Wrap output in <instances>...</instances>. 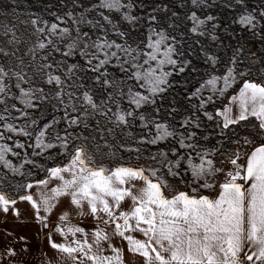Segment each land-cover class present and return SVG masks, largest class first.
I'll use <instances>...</instances> for the list:
<instances>
[{"label":"snow or ice","instance_id":"6c2138e0","mask_svg":"<svg viewBox=\"0 0 264 264\" xmlns=\"http://www.w3.org/2000/svg\"><path fill=\"white\" fill-rule=\"evenodd\" d=\"M60 5L0 25V223L40 264H264V0Z\"/></svg>","mask_w":264,"mask_h":264},{"label":"rangeland","instance_id":"374dc122","mask_svg":"<svg viewBox=\"0 0 264 264\" xmlns=\"http://www.w3.org/2000/svg\"><path fill=\"white\" fill-rule=\"evenodd\" d=\"M81 2L84 5H87L91 2V0H81ZM66 3L68 4L69 8L71 7V0H66ZM68 9L61 7L60 0H16L15 3L12 2V0H0V25L2 24H9V23H15L17 25V35L18 37L25 41L30 42V32L31 28L28 27L27 30L24 28V26L19 24L20 20H26L29 19V13H36L42 15L45 19H52L50 16L51 11H57L59 13H63ZM7 13V15H5ZM94 15V14H93ZM143 31V29H141ZM0 43H2V40H0ZM225 43H235L234 41L225 40ZM227 55V53H223ZM195 59V57H193ZM201 72H203V69H201ZM177 80H181V77H176ZM193 84H195V79H192V77H189ZM196 79H199L197 77ZM191 86V85H189ZM183 84L177 86L175 90V97L178 102H183ZM45 117L49 116L50 113L47 109V106H45L44 110ZM163 147V145H161ZM31 151V150H29ZM27 158L35 160L39 164H43L44 167L52 166L53 163H59V161H53L46 159L44 157H33L28 156ZM19 162V160L15 161ZM133 164H137L139 162L133 160ZM31 168V165H25V171L27 172ZM34 173L33 178H40L44 175L43 171L40 169H31ZM15 182V181H14Z\"/></svg>","mask_w":264,"mask_h":264},{"label":"crops","instance_id":"0c3cea01","mask_svg":"<svg viewBox=\"0 0 264 264\" xmlns=\"http://www.w3.org/2000/svg\"><path fill=\"white\" fill-rule=\"evenodd\" d=\"M22 213L23 223L17 222L14 218L9 217L8 223L3 224L0 223V233H3L6 229L11 230L14 233L25 235L29 237V243L31 244V253H25L23 256L14 258L16 264H21L22 261L27 262V264H40L41 261V253L49 252L47 248V242L45 239H41L36 237V233L38 231L37 226L35 224L34 218L31 214V208L25 203H21L18 205ZM67 207L66 203L58 205L57 209L54 210V213L51 217V221L53 223L56 222L57 216L65 210ZM70 220L72 223L78 224L80 226L88 227L91 225V221L82 217H79L72 213L70 215ZM56 239H60L56 237ZM10 241L6 236L0 235V250L3 249L5 245H9ZM19 247V245H17ZM49 255L51 253L49 252Z\"/></svg>","mask_w":264,"mask_h":264}]
</instances>
